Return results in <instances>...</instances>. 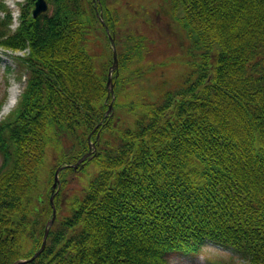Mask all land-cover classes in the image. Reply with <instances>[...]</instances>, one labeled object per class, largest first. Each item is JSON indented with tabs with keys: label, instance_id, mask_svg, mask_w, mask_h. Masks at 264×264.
Wrapping results in <instances>:
<instances>
[{
	"label": "trees",
	"instance_id": "16d2710c",
	"mask_svg": "<svg viewBox=\"0 0 264 264\" xmlns=\"http://www.w3.org/2000/svg\"><path fill=\"white\" fill-rule=\"evenodd\" d=\"M34 1L14 29L8 11L0 20V49L24 52L14 59L28 74L0 121V264L40 248L54 173L89 151L96 125L95 151L59 173L46 246L25 264H173L209 244L244 260L230 264H264V0H167L194 49L187 74L128 103L122 92L146 77L145 45L120 27V0H47L33 18ZM100 7L118 60L113 101ZM86 164L94 173L76 187Z\"/></svg>",
	"mask_w": 264,
	"mask_h": 264
},
{
	"label": "rangeland",
	"instance_id": "374dc122",
	"mask_svg": "<svg viewBox=\"0 0 264 264\" xmlns=\"http://www.w3.org/2000/svg\"><path fill=\"white\" fill-rule=\"evenodd\" d=\"M24 3L25 0H0V10L3 8V4L13 12L15 22H12L11 29L18 25L19 6ZM120 3L123 6L121 12H123L122 21L124 22L120 27L124 34L133 33L144 36L145 57L143 56L137 65L141 66V73L146 72L143 73V76L146 74L143 81L136 80L134 82L136 85L132 82L131 86H127L126 90L122 92L120 100L128 103L130 97L132 100L139 99L140 101L147 97L155 98L160 91L179 85L189 68L187 61L184 63L183 60L189 47H191V51L194 49L189 44L190 40L187 41V35L179 23V19L177 20L181 16V9L178 8L177 11H174L167 0H120ZM2 17L3 13L0 11V18ZM90 49L92 54H95L96 63L99 65L102 49L92 43ZM23 54L22 51L10 52L0 49V106L3 105L4 95L6 99L4 98L3 106L7 103L9 89L12 86H16L17 92L23 87L24 79L21 77L25 71L18 67L13 59L15 55L22 57ZM192 58V55H188L187 59L192 61ZM150 65L152 66L149 67ZM2 109L3 107L0 108V120L4 119L14 109V106L4 115L1 114ZM139 110L140 107L137 108V111ZM111 112L113 113V108ZM131 116L133 117V115ZM52 155L51 152L47 153L45 160L51 162ZM0 163H2L1 157ZM91 165L86 164L80 172L71 175V182L79 180L76 187H80L81 183L85 185L88 178L93 175L94 168ZM170 260L173 264H214V262L221 261L223 264H230L232 261L233 263H243L244 261L240 254H232L231 251L222 250L213 244H209V247L195 257L174 254Z\"/></svg>",
	"mask_w": 264,
	"mask_h": 264
},
{
	"label": "water",
	"instance_id": "95a60500",
	"mask_svg": "<svg viewBox=\"0 0 264 264\" xmlns=\"http://www.w3.org/2000/svg\"><path fill=\"white\" fill-rule=\"evenodd\" d=\"M48 6H47V3L45 0H36V2L34 3V9L32 10V15L33 17H37L39 14L45 12L47 10ZM100 17V20L101 22L103 21L102 20V17L101 15L99 16ZM103 24V22H102ZM104 25V24H103ZM106 31L108 32V28L106 27ZM108 36L110 37V34L108 32ZM110 41H111V46H112V50H113V64L112 66L110 67L109 69V72H108V80H107V87H108V90H109V93L113 95V85H112V81H111V73L114 69L117 68V57H116V51H115V46H114V40L112 37H110ZM114 98V97H113ZM112 110V105L110 104L109 105V108L107 110V112L105 113V115H108ZM88 139H90V135L88 137ZM93 149H94V146H93ZM90 152L87 153L86 155H84L75 165H73L72 167L73 168H76L78 164H80L82 161H84V159L89 156ZM62 168H58L55 172V175H54V183L52 185V189H53V192H55V189L58 187L59 185V179H58V174L59 172L61 171ZM53 198H54V194L51 195L50 197V203H51V207H52V216L51 218L48 220V222L46 223V228H45V231H44V235H43V240H42V245L40 247V249L34 253V255L28 259V260H19L17 262H15L14 264H23V263H26V262H29V261H32L34 260L44 249L45 247V244H46V238L48 236V232H49V228L52 226L54 220H55V217H56V211H55V207H54V204H53Z\"/></svg>",
	"mask_w": 264,
	"mask_h": 264
},
{
	"label": "bare ground",
	"instance_id": "6f19581e",
	"mask_svg": "<svg viewBox=\"0 0 264 264\" xmlns=\"http://www.w3.org/2000/svg\"><path fill=\"white\" fill-rule=\"evenodd\" d=\"M9 92H10L9 98H8L7 103L5 104V106L2 109V113H1L2 115L6 114L9 111V109H11L16 102V97H17L16 87H11Z\"/></svg>",
	"mask_w": 264,
	"mask_h": 264
}]
</instances>
